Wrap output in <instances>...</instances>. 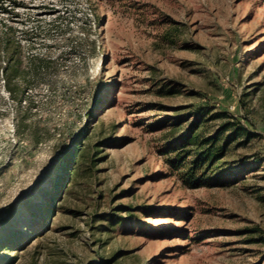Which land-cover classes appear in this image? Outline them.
Segmentation results:
<instances>
[{
	"label": "rangeland",
	"instance_id": "obj_1",
	"mask_svg": "<svg viewBox=\"0 0 264 264\" xmlns=\"http://www.w3.org/2000/svg\"><path fill=\"white\" fill-rule=\"evenodd\" d=\"M201 104L255 131L229 158L264 156V0H0V264H264V164L167 163L165 118Z\"/></svg>",
	"mask_w": 264,
	"mask_h": 264
},
{
	"label": "trees",
	"instance_id": "obj_2",
	"mask_svg": "<svg viewBox=\"0 0 264 264\" xmlns=\"http://www.w3.org/2000/svg\"><path fill=\"white\" fill-rule=\"evenodd\" d=\"M168 116L165 120L170 118L172 126L166 133L168 140L165 149L168 154L166 160L170 166L178 170L186 184L196 187L220 183L254 166L264 164L262 155L251 157L243 154L241 157H228L232 147L246 145L256 133L241 119L227 111L201 104L188 111ZM79 146L64 157L53 180V184L58 187L64 186L67 182L71 183L69 192L79 175L85 171L93 172L99 160V152L90 138ZM41 192L39 199L49 197L51 200L46 201L49 204L48 209L55 210L57 208L55 197L43 189ZM42 207L43 205H40L39 218L43 212ZM59 207H65V203L62 202ZM260 230L254 229L257 232ZM1 259L4 258L0 257Z\"/></svg>",
	"mask_w": 264,
	"mask_h": 264
}]
</instances>
